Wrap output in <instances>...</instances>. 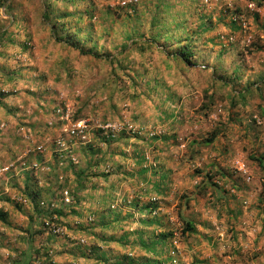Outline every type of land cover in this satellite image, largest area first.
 <instances>
[{"label":"rangeland","instance_id":"obj_1","mask_svg":"<svg viewBox=\"0 0 264 264\" xmlns=\"http://www.w3.org/2000/svg\"><path fill=\"white\" fill-rule=\"evenodd\" d=\"M3 29L0 264H264V4L6 0ZM185 34L188 65L165 54ZM81 169L100 174L76 191Z\"/></svg>","mask_w":264,"mask_h":264},{"label":"trees","instance_id":"obj_2","mask_svg":"<svg viewBox=\"0 0 264 264\" xmlns=\"http://www.w3.org/2000/svg\"><path fill=\"white\" fill-rule=\"evenodd\" d=\"M6 0H0V4H3ZM249 3H253L255 6H261L264 4V0H247ZM8 3H6L5 5L7 6ZM50 11L46 8L43 13H42V18L47 20L48 19V15H49ZM117 15V13H116ZM151 25L149 27H156V24H157V18L154 17L152 18L151 20ZM51 28H52V32H56L58 31V29L56 30L55 29V23H51ZM233 26V25H231ZM165 29L169 30V29H174V28H179V26H175L173 25L172 27H169V25L165 26L164 27ZM56 33L54 34V39H57V41H61V42H64L70 46H73L75 49H78L80 51V53H86V54H89V55H98L96 53L95 50H92V48H85V50H82L84 49L83 48V45H82V42L80 39L78 38H75L71 35H59L57 36ZM134 34L137 35V32H133ZM131 32L129 31L127 34H125V37H127V39H130V40H133L131 37ZM6 34H5V30H0V41L4 40ZM157 36H162L163 38H166L167 37V34L165 32H158V31H154L153 33L149 34L148 36H146L143 41L145 42L146 45H152V44H156L158 39H157ZM135 37V36H134ZM191 39V37L188 35L185 34L184 38H183V43L180 45V46H177V47H173V49H170L169 47L166 48V55L167 56H171L173 57L174 59L176 60H179L181 62H183L184 64L188 65L189 63H192L195 61V58H194V52L192 50V48L189 46V43H188V40ZM5 42V41H4ZM165 45V44H164ZM163 45V46H164ZM110 60V59H109ZM116 66L118 68H124L122 67L120 64H116ZM115 77H119L118 75H115ZM104 142H108V139L109 137L108 136H102L101 137ZM251 159H253L254 161H256V163L261 166V167H264V157L263 156H258V157H251ZM138 172L141 174L143 172V168H139ZM76 174V177H75V180H76V183H75V190L76 191H79V190H82L84 188V181L83 179L86 178L87 176H99L100 173H93L91 172V174H87L86 171L84 170H78L75 172ZM107 173L103 174V176H106ZM207 177H209V175L207 174ZM72 194L69 195L70 196V202L68 204H65L68 208H69V212L71 213H76L75 210H73V208H76V205H77V195L73 192H71ZM32 193L31 192H28V195H31ZM70 194V193H69ZM31 198L33 199L34 196H31ZM76 203V204H75ZM75 204V206H74ZM137 205V204H136ZM154 206L151 205V203H144V204H141L140 207L138 208V211L141 212L143 210H147V211H151V209L153 208ZM32 209L36 210V206L33 205ZM63 207H60V208H55L53 209L52 211H50L54 217H58V216H63L64 213H63ZM5 218H6V215L4 212L0 211V220L1 221H5ZM140 223H142L143 225H146V226H151V225H155L157 224L156 221L154 220V218H151V217H147L146 218H141L140 219ZM184 226L182 228V232L181 233H184V232H193L194 231V225L193 223H191L190 221H184ZM27 233H28V236L30 238V233H29V230L27 228ZM138 242L140 244V246L143 247V249H145L146 251H149V252H152L154 251V246L158 243V242H162L166 236H167V233H159L156 237H153L151 238L149 241H145L142 239V236H141V233H142V230H139L138 231ZM31 235H32V232H31ZM120 237L123 239V236L120 235ZM37 251V250H36ZM23 252V250L20 252V254ZM19 254V255H20ZM19 255L12 261L11 264H15L16 263V260L19 258ZM153 262V260H151L150 258H148V256H145V257H142V260L141 262L137 263V264H151ZM157 264H165L164 262L162 261H157L156 262ZM27 264V262H26Z\"/></svg>","mask_w":264,"mask_h":264},{"label":"built area","instance_id":"obj_3","mask_svg":"<svg viewBox=\"0 0 264 264\" xmlns=\"http://www.w3.org/2000/svg\"><path fill=\"white\" fill-rule=\"evenodd\" d=\"M76 125H77V127H79V126H80V123L77 122ZM71 132H73V130H72ZM63 193H64V201H68V197L65 196V195L67 194V192L64 191ZM45 224L48 225L47 222H45ZM50 230H51L53 233H57V232L60 231L59 227H56V226L51 227Z\"/></svg>","mask_w":264,"mask_h":264}]
</instances>
